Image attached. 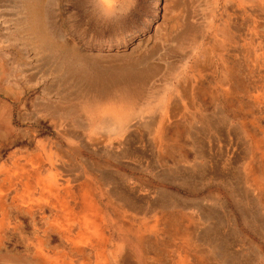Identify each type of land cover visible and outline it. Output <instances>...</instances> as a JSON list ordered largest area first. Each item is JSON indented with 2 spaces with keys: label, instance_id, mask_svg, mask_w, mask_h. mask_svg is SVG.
<instances>
[{
  "label": "rangeland",
  "instance_id": "1",
  "mask_svg": "<svg viewBox=\"0 0 264 264\" xmlns=\"http://www.w3.org/2000/svg\"><path fill=\"white\" fill-rule=\"evenodd\" d=\"M0 264H264V0H0Z\"/></svg>",
  "mask_w": 264,
  "mask_h": 264
},
{
  "label": "bare ground",
  "instance_id": "2",
  "mask_svg": "<svg viewBox=\"0 0 264 264\" xmlns=\"http://www.w3.org/2000/svg\"><path fill=\"white\" fill-rule=\"evenodd\" d=\"M25 11H26V18L23 24V28L25 30L26 34H35V39L37 41V45L41 46V47H46V45L48 44L47 39L42 37V27H41V21L39 18H37L36 16V12H35V5L34 4H29L25 7ZM39 16V15H38ZM44 36V34H43ZM54 45V44H53ZM56 46V45H55ZM38 47V46H37ZM56 49V48H55ZM130 77V76H129ZM123 78V77H122ZM119 79V78H118ZM117 79V80H118ZM120 80V79H119ZM118 80V81H119ZM138 80V79H137ZM120 82V81H119ZM100 92V91H99ZM68 96V95H67ZM66 97V96H65ZM81 103V102H80ZM86 105V104H85ZM107 110V109H106ZM112 110V109H109ZM115 111V109H114ZM112 112V111H111ZM114 112H112L113 114ZM113 119L116 120V118L113 116ZM137 122V121H136ZM114 125L117 126V128H123L122 123H115ZM131 127V126H130ZM129 127V128H130ZM137 128V127H136Z\"/></svg>",
  "mask_w": 264,
  "mask_h": 264
}]
</instances>
